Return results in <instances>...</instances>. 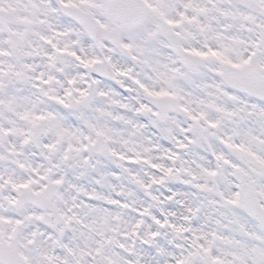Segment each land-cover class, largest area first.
<instances>
[{
    "label": "snow or ice",
    "instance_id": "1",
    "mask_svg": "<svg viewBox=\"0 0 264 264\" xmlns=\"http://www.w3.org/2000/svg\"><path fill=\"white\" fill-rule=\"evenodd\" d=\"M0 264H264V0H0Z\"/></svg>",
    "mask_w": 264,
    "mask_h": 264
}]
</instances>
